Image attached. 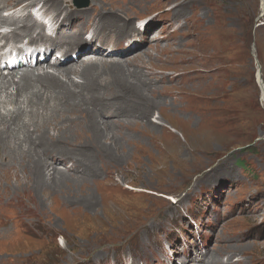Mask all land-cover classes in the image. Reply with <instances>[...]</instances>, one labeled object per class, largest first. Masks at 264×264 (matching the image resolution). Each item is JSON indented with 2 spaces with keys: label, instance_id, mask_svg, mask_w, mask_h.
Instances as JSON below:
<instances>
[{
  "label": "rangeland",
  "instance_id": "rangeland-1",
  "mask_svg": "<svg viewBox=\"0 0 264 264\" xmlns=\"http://www.w3.org/2000/svg\"><path fill=\"white\" fill-rule=\"evenodd\" d=\"M4 1L0 0L2 8ZM21 1L12 19L24 17L26 10L21 8L34 0ZM104 1L111 2L99 0ZM68 2L61 7H68ZM113 2L104 15L130 20L132 30L121 38L120 49L132 48L125 63L141 57L129 69L131 82L144 95L137 112L112 88H97L101 99L90 108L109 125L110 141L105 143H112L115 153H43L39 147L48 143L34 130L54 117L67 119L64 124L70 126L78 120L71 108L65 109V101L46 116L41 107L42 116L31 112L37 106L29 94L16 96L21 75L42 74L38 71L49 69L47 65L38 71L33 65L20 67L28 71L11 77L10 70H1L8 79L0 81V116L9 120L22 112L21 124L0 144V192L5 199L0 202V231L9 222L16 230L9 237L0 235V264H264V95L258 82L260 71L264 88L263 0H192L184 9L175 2L162 8L156 1V9L142 13L122 11ZM79 4L87 6L70 4L73 21L59 29L52 27L60 17L52 5L44 7L47 16L39 8L31 14L49 35L65 37L90 27L97 18L96 11L87 12L91 0ZM2 16L11 19L6 13ZM103 22L112 30L116 24ZM8 24L0 32L13 31ZM20 26L8 40L44 41L34 33L28 38L18 31ZM87 35L85 44L93 31ZM23 41L0 43L1 61L9 63L15 48L28 51V41ZM71 80L85 83L78 75ZM81 94L83 98L71 103L86 120L82 101L88 95ZM100 102L105 103L97 106ZM149 120L157 130H148ZM166 127L184 133L185 139L170 135ZM28 137L34 139L37 153L20 151V141L26 149ZM59 143L78 148L66 139ZM8 153L14 156L4 163ZM26 156L39 169L29 168L32 171L25 174L31 191L23 217L21 204L12 199ZM9 164L17 165L16 174L4 171ZM37 172L39 183H46L40 191L34 190Z\"/></svg>",
  "mask_w": 264,
  "mask_h": 264
},
{
  "label": "bare ground",
  "instance_id": "bare-ground-1",
  "mask_svg": "<svg viewBox=\"0 0 264 264\" xmlns=\"http://www.w3.org/2000/svg\"><path fill=\"white\" fill-rule=\"evenodd\" d=\"M20 1H15V0L4 1L6 7L10 6L8 7L10 10L5 11L3 13L10 15L11 19L4 18L2 16L3 13H1V11L6 8L5 6L4 8H2V6L0 5L1 6L0 29L9 26L8 23H11L10 27H15L13 31L0 32V43H3L5 45H20L22 44V42H24L23 40H27L28 46L30 48L29 49L30 54L29 53L27 54L28 51H25V49L23 50L22 47H18L15 48L16 50L15 49L13 50L14 51L13 53L11 52L10 57L12 56V60L9 63L6 61L2 62L1 60H4V58L3 56L0 57V81L2 80L5 82V80L8 79V77H4L1 75V70L3 67L11 71L9 73V76L11 77L15 72L28 71L25 69H20V67L28 66L31 68L30 65H32L31 64L32 60L35 61V64H33L32 67H37L36 71H38L43 65H47L49 69L38 71V73H42V74L36 75L33 72H30L32 74H26V73L22 74L20 77L21 80L19 84L18 85L16 84V93H17L16 96L18 97L24 93L29 94L31 103H34L37 106V107L35 106L36 109L31 110V112L42 116L44 115L43 113H41L42 111L41 107H44L43 112L45 113L46 116L51 112L58 111L59 103L65 101V109L71 108L73 113L72 117L78 120L76 125L70 126L68 124H64L66 121H68L67 119L65 118L62 119L63 117H54L51 120L50 124L44 125L43 127H41L40 130L39 129L34 130L32 133L34 134L39 133L40 134L39 139L42 142L48 143V146L46 147L40 146L39 150H41L43 153H71V152L82 153V150H88L89 152L92 153H105L106 155L107 153H115L116 151L114 152V149L111 147L112 143H110V145L105 143L110 141L108 134L109 132L107 131L108 129L107 126L109 125L107 124V122H102V120L98 118V115L96 114V110L94 111V109L90 107H92L98 100L101 99V97L97 95L98 94L97 88L105 87V88H112L116 96H120L125 100L129 101L132 107L138 109L137 112H139L140 110V106L141 103L143 102L142 100L144 99V95L142 93V90L140 88L138 89V85H135L131 82L130 80L131 72L129 68L133 64L139 62L141 57L135 56L133 59L130 60L129 64L125 63L124 57L129 53L130 50H132V48H130L131 47L130 46L128 50L124 49V51L126 52H123L120 49L121 48L120 43L123 42V39L121 40V38L126 37V35L132 30L129 27L130 20L125 19L122 16H118V15L114 17H110L109 15L108 16L104 15L105 14L104 12L108 10V6L111 5L114 0H111V2L110 1L99 2V0H91V4L87 12L89 11L92 12V10L96 11L97 18H95L92 22H90V27L89 25H87L86 28H78L72 34L67 35L65 37H63L64 35L63 36L59 35L58 38L56 35L54 34L49 35L46 32V26L43 23L38 22L36 20V18L31 14V10L39 8V11L42 12L45 16H47L45 14V12L47 11L44 10V7L47 4L52 5V7H54L55 9L54 12L57 11L56 13L61 17V18L59 17L60 19L56 17L57 21L52 22V27L53 29L54 28L59 29V27H61L65 23L73 21L71 14L74 12V10L72 9V6L70 5L69 2L67 4L68 7L65 6L61 7L62 2L66 0H34L31 3L28 2L29 4L24 6V8H21L22 10H26V15L24 17L21 16V18L19 19H12L13 17H16V13L14 10L15 6L22 5L23 3L22 1L21 2ZM36 1H40V2H38V4L36 3L37 5H35L34 3ZM156 1L162 2L161 0H156ZM156 1L155 0H116L113 2V5L119 7L120 10L122 11H127V12L137 11L139 13H142L156 9L154 8L158 5ZM151 2L154 5L153 4L149 5V3ZM172 2H175L174 4H177V8L184 9L185 7H187V5H191L195 1L192 2V0H167L166 4L163 2L161 3L162 4L161 7L162 8L166 7L170 5ZM63 9H67V10L64 11ZM17 11L18 10H16V12ZM75 11H77V8L75 9ZM103 20L115 21L116 24L114 25L113 30L110 29V26H106L107 24L104 25L105 22H103ZM17 26H20L18 31L22 29L25 35L28 36V38L29 37L31 38L32 33H34L38 35L37 37L38 39L44 38V41L40 43H34L35 41H33L32 39L29 40L25 38L18 44L14 42V40L13 42L11 41L12 37L8 40L7 36L12 34L17 29ZM91 31H93V37L92 39L88 40L89 44H85L87 43L86 41L87 39L85 38L86 36H88L87 34H89ZM100 31L107 32L108 37L101 34ZM18 33L20 34V32ZM110 35H114V37L110 38ZM101 36H104L105 39L100 38ZM13 38L15 37L13 36ZM98 40L101 41L100 45L98 44H94L95 46L92 45L93 43H96V41L98 43ZM85 45H86L85 48H81L84 47ZM41 50L44 53L46 52L44 54L43 60H41L40 58ZM102 51L104 53H102ZM103 54L106 57H104ZM53 57L55 58V60L51 61ZM97 57H101V58H97ZM77 61L78 63L74 64ZM58 67H62V68L60 70H56L58 69ZM73 75L80 76L85 82L84 85H75L71 80V77ZM60 77L66 79L67 82L61 81ZM258 82L261 86L262 95H264V88L261 85V81L259 79ZM34 89H37V91H35ZM81 93H87L88 96L92 95L91 98H88L87 96L82 101V103H84V105L86 106V109L84 110V114H87L89 116L88 119L86 120L82 118V115H79L83 111L79 112V109L77 108V104L71 103V101L74 100L75 97L83 98V95ZM135 102L138 103L135 104L134 106L133 104ZM104 103L105 102H100L99 104H97V106ZM45 108L47 111H44ZM21 112L22 110L16 111L15 117H11L9 120L0 116V144H3L5 135L11 132V129L14 126H19L21 124V120L18 118V115ZM27 113L29 114V112ZM23 125H25V123H23ZM147 128L150 131L157 130V126L153 125V123H151L150 120L148 121ZM167 129L169 130L170 135H175L176 137L179 136L180 138L185 139L184 133H181L179 130L175 128H167ZM51 130L56 133L59 139L52 137L50 132ZM60 139H66L72 144V146L78 148L68 149L66 145H61L59 143ZM20 143L21 144H19V147L22 153H37V149H35V141L32 137H28L24 141L23 144L26 145V149H23V145L21 141ZM13 156L14 155L12 153H8L6 158L2 159V161L4 160L5 163L7 158ZM42 163L43 164L45 163L47 165L49 164L44 160H42ZM24 164L25 165L23 169V174L18 175L16 179L18 192L14 194L12 199L21 204V208L23 210V217H25L27 214L26 206H27V201L29 200L28 194L31 191L29 183L25 177V174H28L32 171V170L30 171L29 168H34V170L38 168V163L33 162L29 158V156L25 157ZM40 166L41 164L39 165V167ZM16 168L17 165L14 166L13 164H9L4 171L7 170L10 173L12 172V174H16L17 173ZM55 172L56 171H54V173ZM9 176H7V179H10ZM35 177L36 178L34 182V190L40 191L41 189H43L46 183L45 184L39 183L41 181L39 172L35 174ZM4 200L5 199L0 192V202H4ZM12 200L5 202L3 204H11ZM14 228L15 226L13 225L12 222L6 224L5 227H3L4 231H0L1 237L5 238L13 235L16 232Z\"/></svg>",
  "mask_w": 264,
  "mask_h": 264
},
{
  "label": "water",
  "instance_id": "water-1",
  "mask_svg": "<svg viewBox=\"0 0 264 264\" xmlns=\"http://www.w3.org/2000/svg\"><path fill=\"white\" fill-rule=\"evenodd\" d=\"M264 2V0H263ZM78 6V5H77ZM258 79L260 80V71L258 72ZM261 81V80H260ZM261 85H262V82H261Z\"/></svg>",
  "mask_w": 264,
  "mask_h": 264
},
{
  "label": "trees",
  "instance_id": "trees-1",
  "mask_svg": "<svg viewBox=\"0 0 264 264\" xmlns=\"http://www.w3.org/2000/svg\"><path fill=\"white\" fill-rule=\"evenodd\" d=\"M244 168V165H241Z\"/></svg>",
  "mask_w": 264,
  "mask_h": 264
}]
</instances>
